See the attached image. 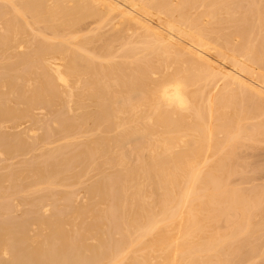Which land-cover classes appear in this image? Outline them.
Returning <instances> with one entry per match:
<instances>
[{
  "label": "bare ground",
  "instance_id": "obj_1",
  "mask_svg": "<svg viewBox=\"0 0 264 264\" xmlns=\"http://www.w3.org/2000/svg\"><path fill=\"white\" fill-rule=\"evenodd\" d=\"M263 2L0 0V264L255 248L261 197L229 180L264 141Z\"/></svg>",
  "mask_w": 264,
  "mask_h": 264
},
{
  "label": "rangeland",
  "instance_id": "obj_2",
  "mask_svg": "<svg viewBox=\"0 0 264 264\" xmlns=\"http://www.w3.org/2000/svg\"><path fill=\"white\" fill-rule=\"evenodd\" d=\"M263 4H264V2L262 3V5H263ZM254 6H255V8L257 7V5L254 4V5H251V6H247L246 8H247V10L250 9V8L253 9ZM210 7H211V6H208V8H210ZM258 7L261 8L262 6H260V5L258 4ZM211 8H212V7H211ZM246 8L244 7L243 9L245 10ZM239 9L243 10V9H242V6H241V8L239 7ZM263 12H264V11H263ZM263 14H264V13H262V15H261L262 17H263ZM262 17L260 18V20L264 19V18H262ZM263 22H264V20H263ZM263 22H262V23H263ZM133 96L135 97V99L139 97L138 95H136V96L133 95ZM137 96H138V97H137ZM245 109L247 110V113H248L247 116H246V118H245V121L248 122V123H251V122H257V121H256V120H258L257 117L259 118L260 116H257V115H254V116H253V115H252L253 117L251 118V116H248V115L250 114V109H251V108L249 107V110H248V108H245ZM260 112H261V111H260ZM263 112H264V111H263ZM263 114H264V113H263ZM261 115H262V112H261ZM256 116H257V117H256ZM247 117H249V118H247ZM248 119H250V120H248ZM253 119H254V120H253ZM255 119H256V120H255ZM245 121H244V122H245ZM249 121H250V122H249ZM245 124L248 125V126L250 125V124H247V123H245ZM251 124H253V123H251ZM134 138H135V143H137L138 141H140V140H139L140 138H139L138 140H136V139H137L136 136H134ZM134 138L132 137L133 141H134ZM132 139H131V140H132ZM131 140H130V141H131ZM261 140H264V139H261ZM136 141H137V142H136ZM131 143H134V142L131 141ZM261 143H262V145L260 144V142H258V144H257V148L255 147L256 145H255V146L253 145V148L250 147V146H248V148H247V146H244L245 148H244L243 146H241V148H240V149H237V150H238V151L242 150V151H241L242 156H241V154H240L237 150H236V153H239V154H232L233 156L236 155V157H233V156H232L233 158H235L234 160H238V161L240 162V163H239V162H238V163L235 162L236 164H238V165H240L241 163L243 164L242 166H244V167H240V168H243V169H244V168H246L247 166H249V168H250V167H254V168H252V171H251V169L247 170L248 167L246 168V170H245V169L243 170V169H239V167L236 168V166H230L231 169H233V167H235V168H236V171H237V169L239 170V171H237L238 173L236 172V174H237L236 176L233 177V175H232L233 179H234L235 177H238V176H239V179H241V180H239V179L236 178L234 181H237V180H238V181L235 183V182L233 181V179L231 180L232 177L230 176V177H231V178H230L231 181L229 180V182H231L232 184L234 183L236 186L239 185V187H237V188H241V187L243 188V187L245 186L244 189L247 188V190H245V192H244V189H242V188H241L242 190H241V189L238 190V189L236 188L238 191H240V192L242 193L243 196H244V194H246V195H247V194H251V192L254 191V192H252V193H256L257 195H259V196L261 197V201H262V202H261V204L259 205V211H260L261 214H263V215L260 214L261 216H260V219H259V220H263V221H264V219L261 218V217L264 218V202H263V201H264V200H263L264 197H263V195H262V194H264V193H262V191L264 190V141H261ZM259 144H260V145H259ZM258 145H259V146H258ZM251 146H252V145H251ZM261 146H262V147H261ZM242 147H243V148H242ZM244 149H245V151H244ZM246 149H247V150H246ZM256 149H257V150H256ZM234 151H235V150H234ZM243 151H244V152H243ZM246 151H247V152H246ZM256 151H257V152H256ZM258 151H259V152H258ZM254 152H255L256 154H255ZM261 152H262V153H261ZM248 153H249V154H248ZM251 155H252V156H251ZM238 156H239V159H241V160H243V161H241V160H239V159H236V158H238ZM241 157H243V158H241ZM244 157H245V158L247 157V158L245 159ZM230 158H231V157H230ZM260 159H261V160H260ZM259 160H260V162H259ZM262 160H263V161H262ZM245 161H246L248 164H247ZM236 164H235V165H236ZM254 164H255V166H254ZM233 165H234V164H233ZM245 165H247V166L245 167ZM240 166H241V165H240ZM257 167H258V169H256ZM259 167H260V168H259ZM226 168H227L228 170H230L229 167H226ZM260 169H261V170H260ZM240 170H241L242 172H240ZM244 171H246V172H244ZM239 172L241 173V175L239 174ZM92 174H93V172L90 173V175H92ZM238 174H239V175H238ZM249 174H251V175H249ZM234 175H235V174H234ZM245 176H246V177H245ZM251 176H252V177H251ZM254 176L257 177V178L255 179ZM240 177H242V178H240ZM243 177H245V178L243 179ZM246 178H247V180H246ZM248 178H249V179H248ZM250 178H251V179H250ZM252 178H253V180H252ZM84 180H85V179H84ZM242 180H243V181H242ZM245 180H246V181H245ZM261 181H262V182H261ZM238 182H239V183H238ZM244 182H245V183H244ZM248 182H249V183H248ZM256 182H257V183H256ZM255 183H256V184H259V185L256 186ZM262 184H263V185H262ZM235 185H233V186H235ZM236 186H235V187H236ZM250 187H251L253 190H251ZM260 188H261V189H260ZM259 189H260V190H259ZM78 190H79V189H78ZM81 190H83V189H80V191H78V193L81 192ZM249 190H251L250 193H249ZM78 193H77V194H78ZM81 194H82V192L79 193L78 196L80 197ZM82 195H83V194H82ZM82 195H81V196H82ZM247 196H248V195H247ZM82 197H83V196H82ZM78 200H81V197H80V199H78ZM257 222H258L257 224H258L260 227H263V226H261V225H263V224L261 223V221H257ZM255 223H256V222H255ZM260 223H261V224H260ZM257 224H255V225H257ZM255 225H254V226H255ZM258 225H257V226H258ZM260 227H258V228L260 229ZM256 228H257V227H256ZM221 229H222V228H221ZM262 229H263V228H262ZM262 231H263V230H262ZM262 231H261V229H260V232H262ZM257 232H258V231H257ZM257 232H255V234H257ZM260 232H259L258 234H261ZM263 233H264V232H263ZM263 233L261 234L262 236H263ZM258 234H257V235H258ZM253 235H254V234H253ZM257 235H256V237H257ZM261 235H260V236H261ZM254 236H255V235H254ZM258 236H259V235H258ZM256 237H255V239H256ZM238 238H239V237H238ZM238 238H237V239H238ZM241 238H242V236L240 237V239H241ZM257 238H258V237H257ZM261 238H262V237H261ZM263 238H264V237H263ZM263 238H262V239H263ZM240 239H239V240H240ZM262 239L260 240V239L258 238L257 241H255V242L260 241V243H262V244H260L259 242L256 243V246H257V247L260 246V247H258V249H256V246H255V244H254L255 248L253 247V249H254V250L256 249L257 252H256V251L254 252V250L252 249V247L249 246V248L251 247V249L253 250V253H254L255 255H254V254H250L252 250L248 248L249 243L252 244V242H245V243H247V248L249 249V250H248L249 253L245 251L247 248H246V249L244 248V249H240V250H244L243 252H240V250L238 251L239 253H242V255H240L239 253H237V254H239V255L242 256L243 258L246 257L245 259L248 258L247 260L249 261V263H251L252 261H253V262L255 261L254 263H253V262H252V263H253V264H256V263L261 262V264H264V263H263V262H264V252H263V251H264V241L262 242ZM255 242H254V243H255ZM258 244H259V245H258ZM245 245H246V244H245ZM252 246H253V244H252ZM241 247H243V245H242ZM241 247H240V248H241ZM260 248H261V249H260ZM262 249H263V250H262ZM259 252H260V253H259ZM261 252H262V253H261ZM245 253H248V254H245ZM239 255H237V259L240 258V257H238ZM248 255H252V256H250L251 258H250ZM253 255H254V256H253ZM262 255H263V256H262ZM244 256H245V257H244ZM242 257H241L240 259L243 260L244 262L241 261V260H239V262H240V263L242 262V263H244V264H247L248 262L246 263V260L243 259ZM251 260H252V261H251ZM261 260H262V261H261ZM250 261H251V262H250ZM237 262H238V261H236V263H237ZM239 262H238V263H239ZM236 263L234 262L233 264H236ZM238 263H237V264H238ZM240 263H239V264H240ZM249 263H248V264H249ZM259 264H260V263H259Z\"/></svg>",
  "mask_w": 264,
  "mask_h": 264
}]
</instances>
